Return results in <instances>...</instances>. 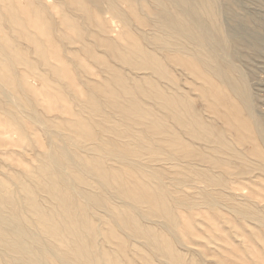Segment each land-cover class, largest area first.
Listing matches in <instances>:
<instances>
[{"label": "bare ground", "instance_id": "1", "mask_svg": "<svg viewBox=\"0 0 264 264\" xmlns=\"http://www.w3.org/2000/svg\"><path fill=\"white\" fill-rule=\"evenodd\" d=\"M236 1L0 0V145L40 160L2 171L0 264H264V124L230 56L257 51L219 20Z\"/></svg>", "mask_w": 264, "mask_h": 264}, {"label": "rangeland", "instance_id": "2", "mask_svg": "<svg viewBox=\"0 0 264 264\" xmlns=\"http://www.w3.org/2000/svg\"><path fill=\"white\" fill-rule=\"evenodd\" d=\"M233 9L226 11V10H224L222 8V10L219 13V15H220L219 17H221V18H219L220 24L223 25V26L222 25L221 26H222V28L225 31L224 34H225L226 38H229V39L233 38V37L242 38V35H243V37H245V39L242 38V40H241L242 43H243L240 46L241 49L236 50V54L238 52L237 55H239V53H241L243 50L244 51L248 50V48H250L251 50L256 49L254 51L255 52L257 51V53H255L256 56H253V58L250 57L248 60H245V61H241L237 56L235 57L233 55L234 54L233 53L234 52V48L233 49L231 48V50H230V52H231L230 54L231 55L230 54L229 55L235 61H237L236 63H238L240 66H243V68L245 70L248 69V71L246 70L248 73L250 71L248 79H249V81L251 83L250 87H251V90H252V97H253V100H254L253 101V104H254V107H255L254 110H255V113L259 116L260 121L263 122V124H264V0H253V1L252 0L251 1L250 0H237L235 5L233 6ZM231 11L232 12H236L240 16L243 15L242 17L246 16V22L244 21V24L243 23H237L233 19V17L230 16L231 15L230 13H232ZM114 27L117 30L119 29L118 24L117 25H113V28ZM243 29H245V31H243ZM227 33H229V34H227ZM258 37L261 40H259ZM257 40H259L261 43H259V41L257 42ZM240 61H241V63H240ZM253 69H254V71H253ZM50 104H51L50 105V110H51L52 115L55 114V115L59 116L60 112H63V114L61 116H63L64 119H78V120H80V119L84 118V115H85L84 112L80 111L79 109H76L77 107H75L73 105H68V104L61 105L59 103H57L58 105L56 103H54V104L50 103ZM38 107H40V108H38ZM35 109L38 112L45 111V109L42 111L43 107L41 105H37L35 107ZM4 122L6 123L5 118L0 115V124H5ZM23 125H24V128H25L26 131H27L28 128L31 129L32 127H34L32 124H29L27 121H25ZM11 127L15 128L13 126H11ZM36 128H37L38 138L40 139V140L38 139V141L40 142V145L37 148L40 151H42L44 149L46 150V147H47L46 134L44 133V131L42 130V128L40 126H36ZM0 129H1V127H0ZM16 136H18V137H16ZM20 136H21V134H18V135H15L14 137H10V139H11V141H16L17 143H19V142L21 143L23 141V139L21 141V137ZM5 138L9 139V137H7V136H5L3 134H0V143H3L4 142L3 140H5ZM17 138H19V140ZM23 143H25V142L23 141ZM83 144L86 146L85 143H83ZM80 145H81V147L82 146L85 147L84 145H82V143H80ZM70 147L72 148V150H74V149L75 150H79L75 146H70ZM73 147H75V148H73ZM9 148L12 149V150L16 149V147L14 148V146L13 147L9 146L8 149ZM4 150H5L4 147L2 145H0V152H1L0 153V165H1L0 166V169H1L0 170V180H2V181H7V182L9 181V179L2 173V171H5V173L10 174L11 177H14L16 174H18L20 172H23L22 170H25L26 168L27 169H30V168L36 169V168H38L40 166L39 158L37 156L35 157V155L32 153V151L30 152V154H27V156H28L27 157L25 154L21 153L22 155H18V154H16L13 151L12 152L11 151H7L5 153ZM16 150L17 151H22V149L19 148V147ZM96 155H98V154L96 153ZM32 162H34V163H32ZM11 164H12V166H11ZM18 165H19V169H17ZM11 171H13L14 174L11 173ZM179 194L181 196H189L191 202H194V203L201 202V199L199 198V195L195 192V188H193V187H185L179 192ZM198 212H199V214L203 215L205 219H208L210 217L209 212H205L204 208H199ZM190 214H192V213H190ZM206 215H208V216H206ZM192 217H193V219H196L195 214H192L191 218ZM206 221H208V220H206ZM128 258H130V260H131L132 256H129ZM238 259L239 258H237V259L235 258V262H237ZM117 263L121 264L123 262L119 258V259H117ZM136 264H142V263L140 261H137ZM212 264H214V263H212Z\"/></svg>", "mask_w": 264, "mask_h": 264}]
</instances>
